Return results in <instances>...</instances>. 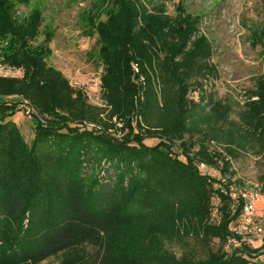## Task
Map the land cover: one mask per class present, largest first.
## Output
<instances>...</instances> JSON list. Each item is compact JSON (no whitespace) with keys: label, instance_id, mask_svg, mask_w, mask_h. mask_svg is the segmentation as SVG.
I'll use <instances>...</instances> for the list:
<instances>
[{"label":"trees","instance_id":"1","mask_svg":"<svg viewBox=\"0 0 264 264\" xmlns=\"http://www.w3.org/2000/svg\"><path fill=\"white\" fill-rule=\"evenodd\" d=\"M28 1L0 0V37L7 40L9 62L26 71L25 79L20 81L0 79V97L21 94L35 99L42 112L68 111L73 119L60 116L49 126H42L37 120L35 137L28 145L19 128L6 120L15 108L0 99V264H41L82 246H103L109 237L130 235L144 227V237L163 234L171 242L176 238L185 242L192 237L208 249L205 259L185 256L184 261H176L157 254L160 243L154 238L147 249L143 247V254L148 258L146 250L148 254L152 252L155 264H263L262 250L248 244L235 248L230 256L221 250H209L215 238H234L229 225L239 218L243 205L234 202L233 211L225 209L219 226L206 222L217 181L200 173L188 149L183 162L168 146H146L147 137L140 130H130L124 140L118 141L97 130L70 126L73 121L95 120L97 113L87 107L83 93L47 68L44 60L50 53V34L38 51L30 47L29 42L39 34L41 13L31 14L22 25H17L11 15L15 3ZM138 1L108 0L109 4L103 7L107 8L105 12L96 16L100 19L105 15V21L96 24L93 17L89 18L98 35L105 97L121 115L134 108L131 97L124 94L132 91L133 62L148 75L146 67L155 73V62L159 64L160 55H166L171 71L169 78H164L166 84L182 68L193 71L194 76L200 74L205 66L197 60L211 56L209 47H202L182 68H176L171 64L180 50L176 40L184 45L191 38L193 27L185 19L170 16L164 5L148 9ZM261 34L264 37V31ZM188 74L185 78L191 77L192 73ZM182 81L178 82L180 94L186 91L181 88ZM149 83L147 104L154 108L156 98L153 83ZM245 107L241 124L230 125L242 137L259 141L264 150V75L257 81L256 89L249 92ZM222 108L217 125L225 124L231 112L229 106ZM180 109L169 124L160 119L158 126L164 134L181 138L188 131L182 121L186 111ZM211 131L205 137L214 140V129ZM227 144L225 150L234 153L236 140ZM199 155L207 163L218 158L226 171L229 168L221 154L211 155L205 147H201ZM217 192L226 205L235 201ZM121 241L117 238L114 244Z\"/></svg>","mask_w":264,"mask_h":264},{"label":"rangeland","instance_id":"2","mask_svg":"<svg viewBox=\"0 0 264 264\" xmlns=\"http://www.w3.org/2000/svg\"><path fill=\"white\" fill-rule=\"evenodd\" d=\"M138 2L148 9L164 5L170 16L185 19L193 27L191 38L184 45L176 40L180 50L171 60V64L176 68H182L181 66L202 50V47H209L211 56L207 60H197L201 66H205L200 74L194 76L193 71L182 68L178 70V76H173L174 80L166 84L164 78H169L171 73L166 55H160L159 64L155 62V73L146 67L148 75L138 63L133 62L130 75L132 91L127 94L128 90L124 94L131 97L134 108L126 115L116 113L113 104L105 97L102 84L104 65L99 57L98 35L89 19L93 17L96 24L105 21V15L100 19L96 16L101 11L105 12L107 8L104 10L103 7L109 4L108 0H29L27 4L15 3L11 15L17 25H22L31 14L41 13L39 34L35 40L29 42L30 47L35 51L45 45L46 37L50 34L51 41L47 44L50 53L45 55L44 60L47 68L68 80L75 91L83 93L87 107L97 113L95 120L73 121L70 126L97 130L118 141L124 140L130 130H140L147 137L144 141L146 146H168L175 154H179V159L183 162H186L185 150L188 149L200 173L217 181L214 184L216 191L211 197L206 222L219 226L225 209L226 212L233 211L235 204H238L239 196L233 188H259L264 192V150L260 142L242 137L241 133L230 125L241 124L249 92L256 89L257 81L264 75V37L261 34L264 31V0ZM7 47V40L0 37V79H25V69L15 67L9 62L7 55L10 51H7ZM159 65H162L160 69ZM188 73H192L191 77L185 78ZM159 75H162V78ZM180 79L184 80L181 88H186L182 94L179 91ZM149 81L153 83L152 92L156 98L154 108L147 104ZM0 99L6 100L10 107L15 108L16 111L11 116L8 115L6 120L19 128L21 138L28 145L35 137L37 120L40 125L49 126L53 121L60 120V116L73 119L68 111L56 110L52 114L42 112L35 105V99L21 94H11ZM226 106L231 107L228 120L225 124L217 125L216 122L223 112L222 107ZM178 108L186 111L182 121L184 120L188 129L181 138L164 134L158 126L160 119L169 124L170 120L178 116ZM211 128L214 129L213 136L218 140L215 137L214 140L209 137L206 139L205 135L212 132ZM233 139L236 140V145L232 147L234 153L229 154L225 150L226 145ZM201 147L207 148L211 155L221 154L224 161L230 164L229 168H226L227 171L223 161L217 160L218 158H214L211 163L205 162L203 156L199 155ZM217 191L236 201H230L226 205ZM237 221L238 219L229 225L231 230L235 228ZM144 231L145 227L130 235L117 234L115 237H109L103 246H82L51 257L41 264H155L152 261V252L148 254L146 250L148 258H144L143 254V247L147 249L152 239H157L160 243V250L156 251L159 256L173 257L176 261H184L185 256L200 260L208 255V249L192 237L185 242L181 238L171 242L163 234L144 237ZM240 237L248 246L261 249L264 253V231L255 235L244 233ZM117 238H121V244H114ZM230 241L215 238L209 250H221L230 256L235 250ZM262 260L264 264V257Z\"/></svg>","mask_w":264,"mask_h":264},{"label":"built area","instance_id":"3","mask_svg":"<svg viewBox=\"0 0 264 264\" xmlns=\"http://www.w3.org/2000/svg\"><path fill=\"white\" fill-rule=\"evenodd\" d=\"M233 191L238 193L239 200L237 199V201L243 205V209L232 230L234 238L230 242L235 248H240L242 245H246L244 239L240 237L241 235L243 236L244 233L255 235L264 231V192L259 188L244 190L233 188Z\"/></svg>","mask_w":264,"mask_h":264}]
</instances>
